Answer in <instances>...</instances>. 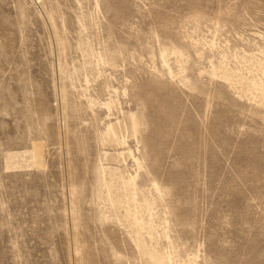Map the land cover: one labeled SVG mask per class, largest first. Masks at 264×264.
<instances>
[{
    "label": "rangeland",
    "instance_id": "1",
    "mask_svg": "<svg viewBox=\"0 0 264 264\" xmlns=\"http://www.w3.org/2000/svg\"><path fill=\"white\" fill-rule=\"evenodd\" d=\"M263 92L264 0H0V264H264Z\"/></svg>",
    "mask_w": 264,
    "mask_h": 264
},
{
    "label": "bare ground",
    "instance_id": "2",
    "mask_svg": "<svg viewBox=\"0 0 264 264\" xmlns=\"http://www.w3.org/2000/svg\"><path fill=\"white\" fill-rule=\"evenodd\" d=\"M212 67L214 68L215 71L221 70L222 77L226 80L233 81L234 78L236 77V74H234L232 70L226 68L224 65H221L219 67L218 66L215 67L214 65H212ZM252 85L256 87L259 84L253 82ZM261 100L264 101V92L261 94ZM131 122H132V129L136 134L138 119L136 118L135 115H131ZM109 128H112V126H110ZM115 141L119 142L118 139H115ZM30 154H31V162L34 166L41 167L44 165L42 160V145L40 143L33 144V148ZM121 184L124 188L127 189V191H129L135 185V178L130 176L128 179L123 180ZM120 202H122V200H120ZM140 219L141 217H139V212H136V215L134 216L133 219L127 218V223L130 224L132 227H134L138 232L139 230H145L147 236L149 237L148 243L144 242L143 240H140V238L138 239V243H137V247L141 252V254L143 255V264H171L172 253L169 250L165 252L161 251L158 245L156 246L155 244L154 232L156 230V226L153 220L150 219L147 222H140ZM192 263L194 264V262Z\"/></svg>",
    "mask_w": 264,
    "mask_h": 264
}]
</instances>
